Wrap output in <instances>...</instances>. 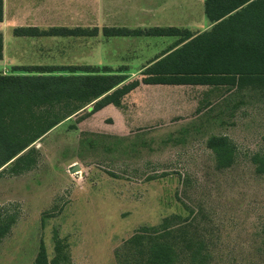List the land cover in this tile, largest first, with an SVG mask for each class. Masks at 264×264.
<instances>
[{"label": "rangeland", "instance_id": "rangeland-1", "mask_svg": "<svg viewBox=\"0 0 264 264\" xmlns=\"http://www.w3.org/2000/svg\"><path fill=\"white\" fill-rule=\"evenodd\" d=\"M190 5L194 19L208 21L204 3ZM99 11L106 26L137 24L106 21L105 8ZM149 17L144 24H152ZM177 17L192 19L182 11ZM55 40L51 45L42 38L20 50L18 64L43 60L53 74H67L63 64L49 61L61 54L63 40ZM123 40L103 33L88 39L84 57L87 51L112 62L125 57L130 53ZM21 69L0 73L24 74ZM105 71L130 72L99 70ZM126 77L129 84L142 74ZM219 93L209 101L198 90H185L171 101L160 96L149 103L136 92L120 107L93 110L92 103L76 111L80 105L64 102L50 109L67 117L32 145L35 167L0 174V206L19 210L0 242V264H34L41 245L51 260L55 237L69 264H147L153 242L173 247V264H264V175L251 162L264 153V88L226 85ZM144 106L152 116H145ZM213 136L235 145L229 168L217 167L207 147ZM73 165L79 169L70 173Z\"/></svg>", "mask_w": 264, "mask_h": 264}, {"label": "trees", "instance_id": "trees-1", "mask_svg": "<svg viewBox=\"0 0 264 264\" xmlns=\"http://www.w3.org/2000/svg\"><path fill=\"white\" fill-rule=\"evenodd\" d=\"M204 13L214 26L181 48L167 55L142 73L141 81L125 83L119 72L100 69L63 67L67 74H53L56 69L23 67L24 74L0 73V174L19 175L36 165L32 145L66 117L50 109L64 102L89 104L93 110L113 105L138 85H224L252 84L264 88V0H205ZM2 0H0V20ZM82 29L18 28L17 36H61L84 34ZM113 36H134L142 31L104 29ZM151 36L180 35L177 29L155 28ZM190 38L185 36L182 40ZM2 39L0 36V58ZM80 71L79 74L77 72ZM75 112H73L74 114ZM72 115V114H70ZM264 144V136H263ZM218 168H229L234 159L235 145L224 136L207 140ZM257 174L264 175V153L251 158ZM19 218L18 207L0 206V242L11 232ZM264 234V228H263ZM54 257L47 259L41 245L34 264H69L65 247L55 237ZM264 247V239H263ZM147 264H173L175 254L169 244L157 242L148 246Z\"/></svg>", "mask_w": 264, "mask_h": 264}, {"label": "crops", "instance_id": "crops-1", "mask_svg": "<svg viewBox=\"0 0 264 264\" xmlns=\"http://www.w3.org/2000/svg\"><path fill=\"white\" fill-rule=\"evenodd\" d=\"M203 5L205 0H2V17L0 20V36L2 39V51L0 58V71L8 69H17L22 67H47L41 65L43 60H33V63L19 65L18 58L20 50L34 45L36 40L50 38L58 44L56 38H60L61 54L54 58L50 56L49 61H57L63 64L60 67H91L106 70H128L126 76H135L137 73L152 67L155 63L181 48L184 44L193 38L208 32L214 26L201 17L194 19V5ZM146 3L145 8L141 7ZM145 4V5H146ZM185 4V9L183 5ZM100 6H103L106 15L111 17L106 21L133 22L137 23L130 27L127 24L109 25L101 24L99 20ZM179 10V11H178ZM186 14L188 19L177 17L179 13ZM144 16H150L148 21L150 25L144 24ZM103 25V26H102ZM18 28H36L40 31H47L53 28H64L68 30L82 29L84 34L75 33L74 35L61 36H17L14 31ZM163 28L177 29L180 35L170 36H151L146 31ZM104 29H126L142 31L134 36H113L104 33ZM103 30V31H102ZM105 37L124 38L127 53L125 57L116 56L114 61L108 59H94L92 52L87 51L84 57L83 45L88 44V39H98L101 34ZM190 38L182 40L183 37ZM50 44V43H49ZM49 45V48L52 46ZM77 53V51H79ZM146 51V52H145ZM50 52V51H49ZM50 55V54H49ZM27 59H32L29 57ZM30 60H28L29 62ZM32 61V60H31ZM45 61V60H44ZM117 66H111V64ZM7 74V72H3ZM9 74V73H8ZM127 78V77H126ZM127 79L126 82L127 83ZM140 81V80H138ZM226 88V85L218 82L217 85H138L134 90L124 96V100L138 92L141 96V102L160 101V96L165 101H171L169 96L184 93L185 90H198L209 101L217 100L220 90ZM145 107L146 117L152 116L149 113L150 108Z\"/></svg>", "mask_w": 264, "mask_h": 264}, {"label": "water", "instance_id": "water-1", "mask_svg": "<svg viewBox=\"0 0 264 264\" xmlns=\"http://www.w3.org/2000/svg\"><path fill=\"white\" fill-rule=\"evenodd\" d=\"M78 166L77 165H73L69 168L70 173H74L78 171Z\"/></svg>", "mask_w": 264, "mask_h": 264}]
</instances>
